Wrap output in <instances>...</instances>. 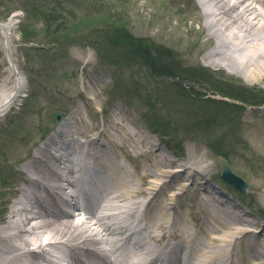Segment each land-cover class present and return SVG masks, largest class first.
I'll list each match as a JSON object with an SVG mask.
<instances>
[{"label":"rangeland","instance_id":"rangeland-1","mask_svg":"<svg viewBox=\"0 0 264 264\" xmlns=\"http://www.w3.org/2000/svg\"><path fill=\"white\" fill-rule=\"evenodd\" d=\"M193 2L0 0V79L11 67L25 77L27 85L23 98L0 120V230L23 187L19 170L34 159L33 152L56 128L55 115L80 113L78 125L83 120L99 127V133L102 126L108 125L106 121L114 118L116 110L132 132L142 130L143 135L156 140L155 144L163 145V154L176 161L194 153L199 157L207 154V163L212 164L208 177H212L210 184L214 183L218 195L225 190L226 199L252 223H264L260 203L264 200V105L246 108L241 103L264 100V77L249 84L245 76L235 74L227 66H208L203 62L201 54L211 44L202 33L199 3ZM52 10L63 28L76 26L86 16H104L105 25L93 26L87 36L99 33L105 42L100 41L94 48L81 42L64 47L50 45L44 30L48 26L45 14ZM18 14V24L9 34L12 42H6L1 25ZM36 34L40 37L35 38ZM24 35L29 39L33 36L34 41H25ZM152 44L156 48L150 47ZM145 53L151 56L148 63ZM151 63L159 64L163 70H179L196 80L187 81L180 75L174 80L164 71L158 76L147 67ZM184 84L189 85L181 89ZM234 95L239 99H234ZM208 97L233 106L225 109L226 106L212 103L208 109L201 99ZM102 142L121 160L122 167L139 180L142 170L154 163L153 157L141 159L130 149L124 152L111 145L106 138ZM151 156L155 154L151 152ZM222 159H227L232 172L248 184L245 192H237L221 179ZM256 163L260 167H255ZM170 190L169 195L176 191ZM203 196V191L191 186L175 202L177 211L187 214L184 224L189 228L204 224L206 217L199 205ZM238 199H243L244 204ZM75 218L84 221L83 213ZM251 229L256 232L260 225ZM197 239L203 241L200 236Z\"/></svg>","mask_w":264,"mask_h":264},{"label":"bare ground","instance_id":"bare-ground-1","mask_svg":"<svg viewBox=\"0 0 264 264\" xmlns=\"http://www.w3.org/2000/svg\"><path fill=\"white\" fill-rule=\"evenodd\" d=\"M193 1L199 3L202 33L211 44L201 54L203 62L227 66L245 76L248 83L264 77V0ZM18 17L13 15L1 25L6 42ZM233 48L236 50L230 52ZM5 51L11 55L10 49L5 47ZM2 77L0 117L27 89L25 77L11 67ZM114 113L99 133V127L83 120L78 125L80 113L67 116L38 146L33 161L20 168L26 183L22 191L30 209L20 216L11 212L1 228L0 264H41L46 260L43 245L53 239L66 245L67 264H151L158 259L162 264H264V223H252L226 199L224 189L223 195H218L214 183L210 184L212 177H208L212 171L208 155L194 153L176 161L163 154V145L155 144L156 140L143 135L142 130L132 132L119 118V110ZM71 133L78 135L71 136L77 138L76 142L68 140ZM102 137H108L124 152L132 150L141 159L153 157L154 163L142 170L139 180L122 167L121 160L102 143ZM60 148L62 154L68 153L69 173L77 178L86 170L81 186L95 192L85 200L88 211H82L87 215L82 222L75 218L81 211L80 204L72 205L67 200L78 184L72 180L65 185V175L57 170V163L63 160L56 156ZM83 150L87 154L80 156ZM73 163L78 170L71 168ZM255 167L260 166L256 163ZM191 186L204 192L199 205L206 219L203 225L189 228L184 224L187 214L178 212L175 202ZM170 189L176 191L169 195ZM260 203L264 208V200ZM73 206L75 212L70 213L67 209ZM257 225L260 229L255 232L251 228Z\"/></svg>","mask_w":264,"mask_h":264},{"label":"trees","instance_id":"trees-1","mask_svg":"<svg viewBox=\"0 0 264 264\" xmlns=\"http://www.w3.org/2000/svg\"><path fill=\"white\" fill-rule=\"evenodd\" d=\"M51 10V9H49ZM54 10H52L51 12H49L48 14H45L46 16V20L48 23L47 29L45 28V37L47 38V42L51 43L50 45L53 46H60V47H64L68 44H77V43H85V44H90L92 46H98L99 42H105L104 38L99 37V33L97 35H94L95 33H93L91 36H87L88 33L92 32V27L93 26H97V25H101L104 24L105 25V17L104 16H98L95 15L94 17L90 18V16H86L84 19L80 20V23L73 25V26H67V28H63V26L59 23V19L58 17L54 14ZM112 24V23H111ZM57 26H60L59 28H57ZM123 28V27H122ZM28 35V34H27ZM29 36V35H28ZM36 36L35 38H38V36L40 37L39 34L33 35ZM32 36V39H29L30 37L27 38V36L24 35L25 41H29L32 42L34 41V37ZM42 37V36H41ZM31 40V41H30ZM88 41V43H87ZM146 55L144 56L146 63H148V60L151 59V56L148 55L147 53H145ZM150 69H152V71H154L156 73V75L160 76L162 74L161 71H164V73L169 74L170 76L174 77V80L176 78L180 79V76L186 77L185 75L181 74L182 72H179V70L177 72H174L173 70H163V68H160L159 64L156 63H151L150 66H148ZM157 72H156V71ZM184 71V70H182ZM195 76H198V72H194ZM180 75V76H179ZM187 81H192L195 82V78L194 77H186ZM189 85V84H186ZM186 85H180L181 89H186ZM185 92V91H184ZM235 96V95H234ZM232 97V96H231ZM204 101L203 104L206 108L209 109V105H211L212 103H216V104H220L222 106H226L224 107L225 109H230V106L233 105H229L228 102H223L222 100H215L214 98H210L208 97V99L206 98H201ZM234 99H239L236 96L234 97ZM244 104H251V103H262V102H253V101H242ZM214 106V105H213ZM203 122H205V120H203ZM212 149L216 148L214 147V145L211 146ZM218 152H221L220 150Z\"/></svg>","mask_w":264,"mask_h":264},{"label":"water","instance_id":"water-1","mask_svg":"<svg viewBox=\"0 0 264 264\" xmlns=\"http://www.w3.org/2000/svg\"><path fill=\"white\" fill-rule=\"evenodd\" d=\"M56 120L59 123L63 116L62 114H57ZM222 173H223V178L230 183L231 185L235 186L237 189H239L241 192H245V190L248 188V184L237 174L232 172L230 164L226 161H222Z\"/></svg>","mask_w":264,"mask_h":264}]
</instances>
